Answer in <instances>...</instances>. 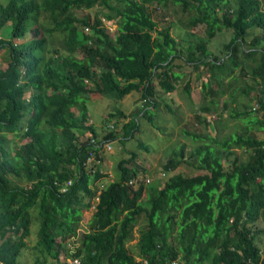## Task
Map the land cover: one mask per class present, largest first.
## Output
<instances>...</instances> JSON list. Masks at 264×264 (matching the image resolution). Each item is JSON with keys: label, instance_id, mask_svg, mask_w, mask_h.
Here are the masks:
<instances>
[{"label": "trees", "instance_id": "trees-1", "mask_svg": "<svg viewBox=\"0 0 264 264\" xmlns=\"http://www.w3.org/2000/svg\"><path fill=\"white\" fill-rule=\"evenodd\" d=\"M169 5L193 11L186 38H175L170 25L158 27L154 17ZM92 8H96L93 17L77 12ZM18 15L34 21L42 16L43 21L35 30L37 47L31 55L19 58L16 47L2 41L17 57L7 71L0 70V259L4 264H18V256L28 247L24 237L30 232L32 211L39 223L32 248L40 256L34 264H42L46 253L58 257V247L76 235L96 194L89 228L74 251L84 264H141L137 257L149 264H169L174 259L178 264H264V238L258 239L264 235V138L253 131L264 130V0L0 3V22ZM103 20L115 24L113 38ZM198 26L202 34L197 33ZM54 31L60 34L54 36ZM221 31L231 36L224 44L225 55L218 57L208 43ZM184 63L205 68L196 77L202 80V102L192 105L193 126L212 125L215 134L183 128L198 144L190 150L185 144L172 150L161 166L169 176L159 184L148 180L147 169L135 162L134 152L118 162L115 179L96 160L87 161L93 149L89 138L98 134L88 123L92 97L120 100L133 91L140 93L144 104L134 113L107 112L108 121L128 120L122 133L114 121L101 137L124 141L140 130L139 116L153 125L151 116L154 110L159 113L160 103L155 84L164 93L182 84L190 97L191 78L178 70ZM21 65L26 68L22 73ZM224 86H232L230 101L241 102L236 108L224 100L221 112L228 111L229 118L243 124L219 136L220 123L214 117L211 122L207 113L217 112ZM29 88L32 92L26 100L24 92ZM251 90L256 94L251 95ZM254 101L257 107L251 106ZM164 105L172 115L174 109ZM86 132L89 137L81 140ZM94 154L100 163L104 161L97 149ZM181 163L199 173L174 172ZM68 179L72 184L63 192L61 186ZM135 225H139L138 256L124 247Z\"/></svg>", "mask_w": 264, "mask_h": 264}, {"label": "rangeland", "instance_id": "rangeland-1", "mask_svg": "<svg viewBox=\"0 0 264 264\" xmlns=\"http://www.w3.org/2000/svg\"><path fill=\"white\" fill-rule=\"evenodd\" d=\"M172 8H176V12L172 11ZM96 11V8L92 9H86V10H79L78 13L81 14H89L90 17H93L94 12ZM193 13V11L189 12H182L180 5H173L168 6V9L164 12L161 11L159 13L158 17H154L156 21L158 22V27H164L166 25H170L171 27V34L175 38L185 37L186 38V30L188 29L186 25L189 22V16ZM35 14V13H34ZM37 15V14H36ZM43 18L42 16H39V20L36 21V23L42 22ZM103 25L109 32V35L111 38L115 35V24L110 23L109 21L103 20ZM199 27V28H198ZM197 33L202 34V26H198ZM201 29V31H200ZM8 29L5 28L4 31H7ZM231 32L228 31H221L215 35V37L208 43V48L212 50L218 57H223L225 55V49L224 44L230 39ZM186 44V43H185ZM187 45V44H186ZM78 56H81L80 53H78ZM3 59L0 57V66L6 65V63L2 62ZM178 69V68H177ZM179 71L182 70V72L189 74L191 78V87H190V97H186L182 90V84L178 85L177 89L171 93H164L163 90L155 84V89L157 92L156 97L160 98V103L158 105V111L159 113H156L154 110L152 116H151V122L153 125L150 124V122L146 119H142L141 116H139V119L141 121V127L140 130L135 132L133 136L126 137L124 141H120L119 138H115L111 141V149L107 152H105V160L102 162V167L104 170H106L107 173H109V177L115 179L116 174H114L116 165L121 159H129L132 155V152L135 153V162L137 164H140L144 168L147 169V178L148 180H152L151 183L159 184V182L163 179H166V177L169 176V173H165L161 166L162 163L166 160V158L171 154L173 149L178 148L181 144H185L186 150H190L194 144H198L197 142H194L189 136L185 135L183 133V128H186L187 130H194L197 129L198 131H202L203 133H210L211 135L215 134V128L211 125L210 127L205 126H193V112H192V105H198V103L202 102V93H201V85L202 80H197V74L198 72L202 71L201 73H205V68H193L190 65H186L185 63L182 64L181 69H178ZM186 76V75H185ZM183 76L182 78L184 79ZM247 80L249 81V78L247 77ZM156 81V80H155ZM233 86V85H232ZM231 86V87H232ZM231 87H225L226 89L224 91V94L219 98L218 100V110L217 112L210 111L207 113L208 118H210L213 121V117L215 118L218 123H220L221 128V136L223 133L230 132L235 127V124L238 126H241L243 124L242 121L239 119H231L229 118L228 111H222V104L224 100L228 101V106H233L236 108L237 103L241 102L239 100L235 101L233 98L230 101V98L228 97V91L231 89ZM251 95H255V90L250 91ZM189 101H192V103H189ZM165 103H168L173 109L174 113L171 115V113L168 111L167 107H165ZM142 104H144V101L141 99L140 93L133 91L129 94H126L123 98L120 100H113L110 97H104L101 95H94L92 97L91 102H89L90 110L88 112L89 121L88 123H93L97 130V136H102L107 129V127L112 128L113 122L118 121L117 125V131L119 133H122V124L126 122L128 119H121L118 120L117 117L112 118L111 121L110 117L108 116V113L110 110H122L126 114L134 113L137 107H140ZM254 105V106H253ZM252 107H257V104L251 102ZM229 109V108H228ZM218 112H221V116H217ZM217 114V115H216ZM130 117V116H128ZM258 117L261 118V113H258ZM106 121V123H104ZM155 122V123H154ZM264 123V120H263ZM160 126L161 128H158L157 126ZM236 126V127H237ZM241 128V127H240ZM254 133L258 137L264 138V130H253ZM235 132L232 134L234 135ZM89 132H86L80 139H85ZM121 136V135H120ZM145 145L146 149L144 148ZM236 152L241 153L240 149H236ZM108 158H110V162L108 163ZM225 161V159L223 158ZM106 163V164H105ZM130 165L131 162H128ZM174 172H181L185 175H191L195 173H199V170L193 169L190 166H187L184 163H181L177 169ZM108 177V178H109ZM15 182V180H14ZM25 184V181L23 182ZM96 202V200H95ZM91 206L94 204V199L90 200ZM93 211V207L90 209H87L84 211L82 219L76 229V235L73 237H69L63 240V246L66 248L74 249L75 246L79 245V237L86 231L87 228H89V218L91 216V213ZM36 212L32 211V218L33 221L30 225V232L24 237L25 243L29 245V247H33L35 245L36 239H37V231L39 228V223L37 220H35L34 214ZM139 225H135V227L132 230V239L125 243L126 249L134 253L137 250L136 244H138V232ZM260 238H264V235L258 236ZM27 247L26 249H23V252L18 256L17 261L18 263L25 264L29 261V257L31 256L33 259L39 257L40 255L35 253L34 249H31ZM138 256V255H137ZM63 259V256H62ZM29 264V263H28ZM51 264H58L57 262H52Z\"/></svg>", "mask_w": 264, "mask_h": 264}, {"label": "clouds", "instance_id": "clouds-1", "mask_svg": "<svg viewBox=\"0 0 264 264\" xmlns=\"http://www.w3.org/2000/svg\"><path fill=\"white\" fill-rule=\"evenodd\" d=\"M5 1L6 0H0V3L4 4ZM32 13H34V12H32ZM38 26H39V23H36V21L30 19L28 16L26 17V16H22V15H18L14 18H8V19L0 22V57L3 59L2 62L6 63V65L0 66L1 71H7L9 69L10 65L14 62V59L17 58L16 55H14V53H12L10 45H8L7 47L2 46V41H4V40L10 41L11 44L16 47V51L18 53L19 58L31 55L36 51V47H37L35 30L38 28ZM5 28H7L8 30L4 31ZM58 34H60V33L57 31L52 32V35H54V36L58 35ZM53 46L54 45H50V48H53ZM25 69H26L25 66L21 65L20 66V73H22ZM41 72H42V68L38 69V72H36V75L40 74ZM31 92L32 91L30 88L24 92V97L26 100L30 99ZM87 137H89V136H87ZM91 140H93L94 142H92ZM106 142H108L110 144V149H111V141L106 140L101 136H97V137H91L90 136L89 141H88V145L91 146V148H93L92 150L97 149V151L101 152L102 157H103L105 152L110 150V149L107 150L103 147V143H106ZM99 143H101V144H100V146L97 147V145ZM92 150H90V151H92ZM93 159L96 160V162L99 163L102 167V163L99 162V160H98L99 158H97L95 156V154H94ZM87 161H88V156H87ZM68 180H71V184H72V179H68ZM66 182H64L62 184L61 191H62V188L64 186L67 187L65 190V191H67L69 186L71 185L70 184L69 186H67L65 184ZM65 191H63V192H65ZM97 195L98 194H96V196L94 197V204H95V200L97 201V199H98ZM94 204H93V206H90V208L93 207V210H94ZM28 247H29V245H28ZM76 247L77 246H75L74 249H70V248H66L65 246H60V247H58V253H59L58 257H54V255L51 253H46L45 254V260L42 257L40 258V260H42V259L44 260L42 264H51L52 262H57L58 264H66L68 262V260H70L72 257L77 256L81 259L80 256H78L74 253ZM29 248H31V247H29ZM125 248H127V247H125ZM31 249H33V248H31ZM65 251H67V252L65 253ZM67 253H69V254H67ZM62 256H63V259H62ZM37 259H38V257L33 259L30 256L29 261L26 262L25 264H28V263L34 264ZM136 260L139 261L141 264H149V263H147V261L145 259H142L140 257H137ZM172 262H175V264H178L177 259L171 260L169 264H171ZM0 264H4V262L1 259H0ZM18 264H21V263H18Z\"/></svg>", "mask_w": 264, "mask_h": 264}, {"label": "built area", "instance_id": "built-area-1", "mask_svg": "<svg viewBox=\"0 0 264 264\" xmlns=\"http://www.w3.org/2000/svg\"><path fill=\"white\" fill-rule=\"evenodd\" d=\"M92 142H94L93 140H91ZM100 144L101 143H99L98 145H97V147L98 146H100ZM103 147L105 148V149H107V150H109L110 149V144L108 143V142H106V143H103ZM94 158V150H92V151H90L89 152V154H88V161L89 160H92ZM67 186H69L70 184H71V180H68L66 183H65ZM66 186H64L63 188H62V191H65L66 190ZM66 264H83V261H82V259H80L79 257H72L70 260H68V262L66 263ZM171 264H175V262H172Z\"/></svg>", "mask_w": 264, "mask_h": 264}, {"label": "crops", "instance_id": "crops-1", "mask_svg": "<svg viewBox=\"0 0 264 264\" xmlns=\"http://www.w3.org/2000/svg\"><path fill=\"white\" fill-rule=\"evenodd\" d=\"M89 102H90V101H89ZM88 107H89V110H90V105H89V103H88ZM89 110H88V112H89ZM105 154H106V153H105ZM105 154H104V155H105ZM104 155H103V157H104V160H105V156H104ZM108 160H109V161H108V163H109V162H110V158H108ZM105 164H106V163H105Z\"/></svg>", "mask_w": 264, "mask_h": 264}]
</instances>
